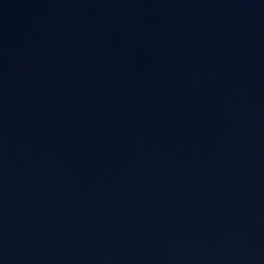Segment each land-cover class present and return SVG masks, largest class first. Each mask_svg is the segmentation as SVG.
Here are the masks:
<instances>
[{
    "label": "water",
    "instance_id": "1",
    "mask_svg": "<svg viewBox=\"0 0 264 264\" xmlns=\"http://www.w3.org/2000/svg\"><path fill=\"white\" fill-rule=\"evenodd\" d=\"M0 264H264V0H0Z\"/></svg>",
    "mask_w": 264,
    "mask_h": 264
}]
</instances>
